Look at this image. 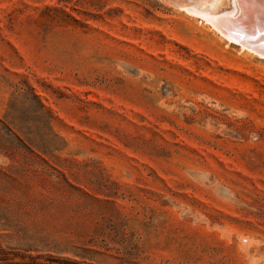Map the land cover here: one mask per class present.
Returning a JSON list of instances; mask_svg holds the SVG:
<instances>
[{
    "label": "rangeland",
    "instance_id": "obj_1",
    "mask_svg": "<svg viewBox=\"0 0 264 264\" xmlns=\"http://www.w3.org/2000/svg\"><path fill=\"white\" fill-rule=\"evenodd\" d=\"M199 1L0 0V119L39 146L0 156V264H264V57Z\"/></svg>",
    "mask_w": 264,
    "mask_h": 264
},
{
    "label": "bare ground",
    "instance_id": "obj_2",
    "mask_svg": "<svg viewBox=\"0 0 264 264\" xmlns=\"http://www.w3.org/2000/svg\"><path fill=\"white\" fill-rule=\"evenodd\" d=\"M222 2L224 0H200L183 7L209 23L222 38L264 57V0H229V8L223 13L220 11Z\"/></svg>",
    "mask_w": 264,
    "mask_h": 264
},
{
    "label": "trees",
    "instance_id": "obj_3",
    "mask_svg": "<svg viewBox=\"0 0 264 264\" xmlns=\"http://www.w3.org/2000/svg\"><path fill=\"white\" fill-rule=\"evenodd\" d=\"M30 96L27 95V92L19 91L14 99L20 97L30 100V107L28 110L31 113L36 111V107L42 108L43 104L41 103L39 96L32 91V88L29 87ZM33 107V108H32ZM37 116H30L28 119L31 121H37ZM0 156L7 158H14L15 156H24L27 157L28 154L37 155V150L39 146L35 141V138L32 136H27L19 128H15L13 123H8L0 119ZM31 135L33 132H27ZM14 164L9 165H0V173L3 176L10 177L11 173L14 171Z\"/></svg>",
    "mask_w": 264,
    "mask_h": 264
},
{
    "label": "water",
    "instance_id": "obj_4",
    "mask_svg": "<svg viewBox=\"0 0 264 264\" xmlns=\"http://www.w3.org/2000/svg\"><path fill=\"white\" fill-rule=\"evenodd\" d=\"M236 38H238L237 36H235ZM240 40V38H238ZM241 41V40H240ZM251 43L254 44V42L250 41ZM253 47H256V45H253ZM262 51V50H261Z\"/></svg>",
    "mask_w": 264,
    "mask_h": 264
}]
</instances>
